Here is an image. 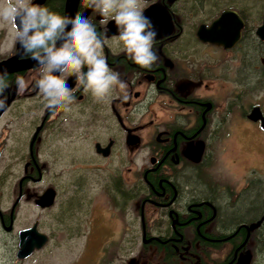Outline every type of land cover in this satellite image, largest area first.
<instances>
[{"label":"flooded vegetation","instance_id":"flooded-vegetation-1","mask_svg":"<svg viewBox=\"0 0 264 264\" xmlns=\"http://www.w3.org/2000/svg\"><path fill=\"white\" fill-rule=\"evenodd\" d=\"M140 8L158 32L159 61L150 70L127 59L113 20L101 23L76 0L73 17L82 12L107 35L103 54L129 84L102 102L77 90L71 110L53 114L35 88L36 65L8 73V108L0 111V246L9 252L1 254L20 262L51 239L39 227L57 196L46 171L59 165L73 176L70 205L89 203L87 264H255L264 211L254 209L250 194L264 177L259 168L239 178L219 168L227 170L223 152L238 136H257L264 149V0H140ZM226 11L234 16L214 21ZM11 59L27 58L5 23L0 62ZM17 76L26 83L19 92ZM66 78L75 88L74 77ZM125 93L129 102H121ZM80 150L90 154L92 178L77 172ZM48 188L53 201L41 207L36 200ZM27 204L40 217L30 220ZM58 221L56 230L66 219ZM79 225L71 224L75 238ZM32 226L45 242L18 257L19 233Z\"/></svg>","mask_w":264,"mask_h":264},{"label":"clouds","instance_id":"clouds-1","mask_svg":"<svg viewBox=\"0 0 264 264\" xmlns=\"http://www.w3.org/2000/svg\"><path fill=\"white\" fill-rule=\"evenodd\" d=\"M84 6L107 22H115L114 39L122 46L127 59L143 69H152L159 61L154 49L158 32L151 19L143 14L140 0H84ZM0 22L10 23L13 42L23 50V57L31 59L39 69L34 85L43 107L55 114L68 112L75 102V91L83 90L97 102L110 97L114 88H129L120 73L110 68L103 49L107 35L101 36L88 16L60 15L33 0H0ZM7 70L0 71V111L8 108L6 91L11 86ZM68 76L74 77L75 88L68 86ZM17 92L26 87L23 77L15 79ZM150 91L137 106L144 111L151 101ZM125 93L121 102H129Z\"/></svg>","mask_w":264,"mask_h":264},{"label":"rangeland","instance_id":"rangeland-1","mask_svg":"<svg viewBox=\"0 0 264 264\" xmlns=\"http://www.w3.org/2000/svg\"><path fill=\"white\" fill-rule=\"evenodd\" d=\"M5 24L0 22V26ZM2 122V121H0ZM0 123V127H1ZM263 144L257 136L253 137H241L234 138L230 141L228 148L223 152L222 161L225 168H219L223 175H229L232 172V177H241V174L245 169L249 170L250 168L260 169L261 172L258 175L264 177V149L261 147ZM78 156L77 163L79 168L77 172L84 175V178H92L88 175L89 169L86 166L85 162H88L89 155L85 151H77L75 153ZM89 165V163H87ZM57 165L54 168H48L46 171V185L52 187L57 191V196L55 204L47 209L45 214V219L47 223H41L39 229L43 232H49L52 235L51 239L48 240L45 247L40 250L35 251L26 259L17 262L13 258L12 254L8 257L6 254H1V252H9V245H7L6 251L5 248L0 246V263L5 262V264H87L86 262V250L85 244L87 239V215L89 210V203L87 199L84 198L81 205H77L78 208H73L68 202L69 195L73 194V187L71 186V179L73 176L70 175V172L65 173L63 170H60ZM16 170V169H15ZM60 171L63 172V175L60 176ZM253 174L256 177L257 174ZM252 174V173H251ZM86 175V176H85ZM230 176V175H229ZM258 191V192H257ZM86 195V193H84ZM251 200H254V209H259L264 211V184H262L259 190L254 189L250 194ZM28 205V206H27ZM23 205V210L28 211L29 219L40 217L39 210L34 208L33 205ZM64 216L66 219L65 223H61L64 227L56 230L57 226L56 221L61 216ZM76 220H79L82 226L80 227L78 238L74 237L73 229L71 224ZM59 222V221H58ZM60 223V222H59ZM71 229V230H70ZM264 229L261 233L256 235V238L260 242L256 243L255 248V264H264Z\"/></svg>","mask_w":264,"mask_h":264},{"label":"water","instance_id":"water-1","mask_svg":"<svg viewBox=\"0 0 264 264\" xmlns=\"http://www.w3.org/2000/svg\"><path fill=\"white\" fill-rule=\"evenodd\" d=\"M41 0H34L33 3H39ZM76 0H64L63 3V15L73 16ZM234 16L232 12H223L214 21H222L227 16ZM35 66V62L31 59L22 60H8L0 62V71L7 70L8 73L21 69H26ZM261 127L264 129V118L261 120ZM55 192L52 188H48L39 198L36 200V204L39 206H48L52 203ZM45 242V235L37 232L35 227L32 226L29 229L22 230L19 233L18 249L16 255L18 257H25L33 248H40Z\"/></svg>","mask_w":264,"mask_h":264},{"label":"trees","instance_id":"trees-1","mask_svg":"<svg viewBox=\"0 0 264 264\" xmlns=\"http://www.w3.org/2000/svg\"><path fill=\"white\" fill-rule=\"evenodd\" d=\"M40 5L45 6V7L49 8V10L62 15L63 0H43V2ZM262 235L263 234H261V237H262ZM255 238H256V236H255ZM263 238H264V235H263Z\"/></svg>","mask_w":264,"mask_h":264}]
</instances>
